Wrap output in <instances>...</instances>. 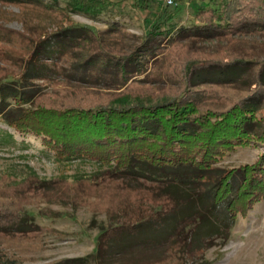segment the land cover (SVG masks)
Here are the masks:
<instances>
[{"label": "trees", "instance_id": "obj_1", "mask_svg": "<svg viewBox=\"0 0 264 264\" xmlns=\"http://www.w3.org/2000/svg\"><path fill=\"white\" fill-rule=\"evenodd\" d=\"M0 2L49 12L57 10L38 0ZM91 4L92 1L86 4L76 0L73 5L77 11L85 12ZM199 9L194 18L196 24L187 27L170 24L168 16L141 37L125 34L120 26L106 30L103 34L113 33L131 40L124 46L118 42L120 46L115 52L107 50L103 34H95L86 26L60 27L57 33L39 34L37 39L0 26V44L17 50L26 45L33 48L26 57L0 51L2 61L19 68L16 76L8 72L0 78L2 121L16 132L40 135L54 149L58 161H97L106 167L103 172L96 171L94 176L98 179H132L147 187L151 209H138L137 219L115 223L102 232L97 239V255L101 259L111 247V240L157 230L164 225L166 215L181 205L189 211L194 205L207 206L193 216L199 225L195 234L203 226L208 236L228 240L237 214L247 213L264 196V152L254 164L232 170H219L216 166L226 152L250 141L264 146V59L242 54L230 60H190L180 82L176 71H161L169 64L166 51L187 40L221 41L232 35H264V0H205ZM51 42L57 58H61L60 48L67 46L72 63L92 67L100 76L106 73L110 81L115 79L117 87L70 83L64 79L70 91H64L60 97L63 101L57 102V106L51 102L45 105L42 100L48 95L34 91L33 82L27 77L30 64L39 61ZM231 68L246 69L245 77L237 82L206 78L194 81L203 70L226 72ZM141 75H145L144 79L137 78ZM161 82L169 87H157ZM232 85L246 88V94L229 107L212 102V91ZM12 103L15 110L11 109ZM10 180L9 187L17 190L26 186L24 192L59 191L66 184L65 177L42 179L31 171L22 179ZM81 181V176L76 179L77 183ZM157 202L160 204L156 205ZM222 203L229 217L217 223L211 216ZM21 214L20 209L14 212L1 208V234L14 229L20 235H30L39 230L29 215ZM177 241V237L173 239L171 248L192 247L190 237ZM55 264H88V260L69 258Z\"/></svg>", "mask_w": 264, "mask_h": 264}, {"label": "rangeland", "instance_id": "obj_2", "mask_svg": "<svg viewBox=\"0 0 264 264\" xmlns=\"http://www.w3.org/2000/svg\"><path fill=\"white\" fill-rule=\"evenodd\" d=\"M38 1L50 4L57 10L43 12L32 6L0 2V26L36 39L39 34H55L60 27L74 25L89 27L95 34L101 35L106 30L120 26L125 34L141 37L155 23L168 16H171L169 23L176 24L178 28L196 24L195 14L200 6L205 5V0H171V4L168 0H80L86 4L92 1V4L88 11L79 12L73 5L76 0ZM102 37L107 50L114 52L120 46L118 42L122 46L131 43L128 38L113 33L103 34ZM52 45L51 42L46 46L39 61L30 64L27 77L33 82L34 91L48 95L42 100L45 105L51 102L57 106V102L63 101L60 97H63L64 91H70L64 79L70 83L117 87L115 79L110 81L106 73L100 76L92 67L83 68L72 63L67 46L57 50L61 56L57 58ZM5 50L26 57L33 48L26 45L17 50L14 46L0 44V51ZM166 53L169 54V64L161 67V71L167 68L170 72L176 71V78L180 82V75L190 60H230L242 54L264 59V35H232L221 41L187 40L169 48ZM18 71L19 68L2 61L0 57V78L8 72L16 76ZM245 74L246 69L240 68H231L226 72L203 70L194 81L197 83L206 78L237 82ZM144 77L141 75L137 78ZM161 86L169 87L163 82L157 85ZM198 88L202 90V87ZM246 90L235 85L217 88L211 92L212 102L229 107L242 98ZM15 106L12 103L11 109L15 110ZM261 115H264V108ZM8 133L12 135L13 142H9ZM263 152L264 146L250 141L226 152L216 166L219 170H232L254 164ZM56 156L54 149L45 144L40 135L16 132L0 118V209H13L14 212L20 209L21 217L29 215L34 226L39 228L30 235H20L14 229L7 230L5 234L0 232V264H55L69 258L83 257H87L88 264H264V196L247 213L237 214V219L230 226L228 240L212 234L208 236L203 226L198 227V233L195 234V227L199 225L193 216L196 212L204 211L207 206L194 205V209L189 211L181 205L166 215L165 223L159 229L143 231L137 237L125 236L111 240V247L101 259V255H97L98 236L110 230L115 223L137 219L138 209H151L147 187L132 179L108 181L106 178L104 181V176L98 179L94 174L96 171L103 172L106 167L97 161L80 158L62 162ZM30 171L42 179L65 177L66 184L59 191L39 193L28 189L24 192L26 186L16 190L7 185L12 177L22 179ZM80 176L82 181L77 183L76 179ZM18 204L20 206H16ZM220 205L211 216L212 221L217 223L229 217L225 204ZM176 237L178 241L190 237L192 247L171 248Z\"/></svg>", "mask_w": 264, "mask_h": 264}, {"label": "crops", "instance_id": "obj_3", "mask_svg": "<svg viewBox=\"0 0 264 264\" xmlns=\"http://www.w3.org/2000/svg\"><path fill=\"white\" fill-rule=\"evenodd\" d=\"M7 138H8V140H9V142H13V141H12V135H11V134L8 133ZM9 142H8V143H9Z\"/></svg>", "mask_w": 264, "mask_h": 264}, {"label": "built area", "instance_id": "obj_4", "mask_svg": "<svg viewBox=\"0 0 264 264\" xmlns=\"http://www.w3.org/2000/svg\"><path fill=\"white\" fill-rule=\"evenodd\" d=\"M171 2H172L171 0H168V3H170V4H171Z\"/></svg>", "mask_w": 264, "mask_h": 264}]
</instances>
